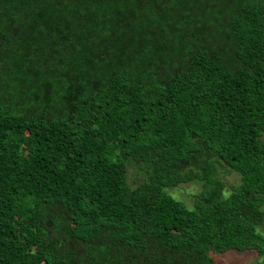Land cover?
Wrapping results in <instances>:
<instances>
[{
	"label": "trees",
	"instance_id": "trees-1",
	"mask_svg": "<svg viewBox=\"0 0 264 264\" xmlns=\"http://www.w3.org/2000/svg\"><path fill=\"white\" fill-rule=\"evenodd\" d=\"M263 205L264 0H0V264H264Z\"/></svg>",
	"mask_w": 264,
	"mask_h": 264
},
{
	"label": "rangeland",
	"instance_id": "rangeland-1",
	"mask_svg": "<svg viewBox=\"0 0 264 264\" xmlns=\"http://www.w3.org/2000/svg\"><path fill=\"white\" fill-rule=\"evenodd\" d=\"M230 176V175H229ZM231 181L232 177H228ZM201 186L198 183L188 182L182 183L178 187H170L167 190L176 197L183 198L186 203L191 204L193 201L192 193L197 192ZM264 208V205L262 206ZM264 232V226L260 227ZM213 258L217 264H252L255 260L254 253L247 251H227L223 253H212Z\"/></svg>",
	"mask_w": 264,
	"mask_h": 264
}]
</instances>
